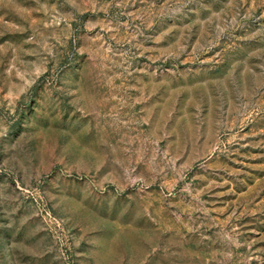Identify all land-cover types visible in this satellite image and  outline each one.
Masks as SVG:
<instances>
[{"label": "rangeland", "instance_id": "374dc122", "mask_svg": "<svg viewBox=\"0 0 264 264\" xmlns=\"http://www.w3.org/2000/svg\"><path fill=\"white\" fill-rule=\"evenodd\" d=\"M0 264H264V0H0Z\"/></svg>", "mask_w": 264, "mask_h": 264}]
</instances>
